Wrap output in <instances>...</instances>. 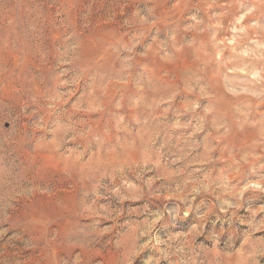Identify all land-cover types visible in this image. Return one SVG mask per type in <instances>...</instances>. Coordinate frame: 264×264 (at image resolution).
Returning <instances> with one entry per match:
<instances>
[{
	"label": "rangeland",
	"instance_id": "rangeland-1",
	"mask_svg": "<svg viewBox=\"0 0 264 264\" xmlns=\"http://www.w3.org/2000/svg\"><path fill=\"white\" fill-rule=\"evenodd\" d=\"M0 264H264V0H0Z\"/></svg>",
	"mask_w": 264,
	"mask_h": 264
}]
</instances>
